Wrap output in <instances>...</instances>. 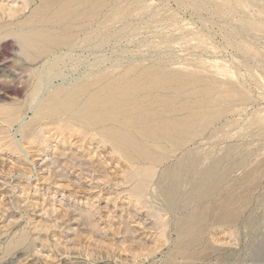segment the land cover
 Listing matches in <instances>:
<instances>
[{
  "label": "rangeland",
  "instance_id": "obj_1",
  "mask_svg": "<svg viewBox=\"0 0 264 264\" xmlns=\"http://www.w3.org/2000/svg\"><path fill=\"white\" fill-rule=\"evenodd\" d=\"M6 1L14 8L23 3L0 0V23L8 19ZM37 2L20 13L22 19ZM232 4L105 0L100 17L118 11L119 19L100 32V38L51 50L45 57H30L13 32L0 30V112L2 106L9 108L0 115V264H264V0ZM87 29L99 32L98 22ZM133 65L128 75L119 76ZM101 71L116 76L121 87L130 81L137 84L134 103L120 107L114 122L122 125L126 117L134 118L124 129L131 130L126 135L132 136L134 153L98 143L91 133L61 125L60 119L32 122L29 106L39 78L44 89L85 83L89 93L95 91L90 87L94 74ZM152 79L158 86L149 85ZM16 109L20 120L36 129L28 142L17 122L11 127L4 122ZM197 111L204 119L194 118ZM152 122L159 125V133ZM165 122H188L191 133L185 137L183 128L168 132ZM155 141L164 153L146 150ZM230 149L234 152L227 157ZM192 157L200 163L181 173L179 192L169 201L162 195L168 188L162 178L170 167ZM209 158L223 160L227 168L221 192L189 203L190 182ZM229 191L237 196L234 219L225 223L206 218L201 239L186 245L185 257L176 255L179 221L216 201L226 202ZM239 196L244 201L241 209Z\"/></svg>",
  "mask_w": 264,
  "mask_h": 264
},
{
  "label": "bare ground",
  "instance_id": "obj_2",
  "mask_svg": "<svg viewBox=\"0 0 264 264\" xmlns=\"http://www.w3.org/2000/svg\"><path fill=\"white\" fill-rule=\"evenodd\" d=\"M17 1H19V0H17ZM17 1H16V3H18ZM34 1L35 0H23V3L21 2V4H19L20 3L19 2L17 4V5H21L18 8L17 7L14 8L15 6L11 7L10 5H8L10 3L6 4L8 2V1H6L4 4L8 5L7 9H6L7 10L6 14H8V19H7V21H4V22L0 23V30L4 31L3 34H6V33L9 34V32H10V34H12V32H13L14 33V37H16L18 39V41L20 42L23 52H25L26 54L31 53L30 57L31 56H37V57L40 56L41 57V55H44V54H46L48 56L47 53L50 52L51 50H54V49H57V48H60V47L71 46L72 44H75L76 42H80L82 44H86V43L90 42L93 39H97V37H99L98 35H99L100 32H103L104 30H106V28H108V25L113 23V21H115V19L116 20L119 19L118 18V16H119L118 14L119 13L117 14L118 11L117 12L116 11L111 12V14H109L108 16L104 15L105 16L104 19L102 17H100V11H99L100 4H102L105 0H38V2L35 5V7L30 11V15L29 16H25L22 19L21 16H20V13H23V11L26 8L30 7L31 4L34 5V3H33ZM221 1L225 2V3L226 2L233 3L232 7H233V5L235 7L238 6L237 5L238 0H221ZM13 3L15 5V2H13ZM2 6H4V5L2 4ZM2 6L0 5L1 9H2ZM125 8H129L130 9V8H133V7L130 6V7H125ZM122 10L124 11V9H122ZM132 10H134V9H132ZM129 11H128L127 14H129ZM136 11L138 12L139 10H136ZM125 12H123V13H125ZM133 14H134V12H133ZM96 21L99 24V32H94V30H92L93 31L92 32L91 29L90 30L87 29L88 25H90V24H92L93 22H96ZM18 24H21V25L18 27V29L16 31H14L12 28L14 26L18 25ZM10 28H11V30H10ZM89 28H90V26H89ZM95 31H97V30H95ZM232 35H234V34H232ZM67 48L69 49V47H67ZM245 51L248 52L247 50H245ZM248 53H250V52H248ZM43 57H45V55ZM32 58L34 59V57H32ZM56 59L58 60L59 57H57ZM50 65H51V63H50ZM53 67L54 66H52V68H50V69L54 70ZM135 68L136 67L133 65V66H128L124 70L122 69L124 72L119 74V76L123 77L125 75H128V72L131 69H135ZM159 71H155V74H156V72H159ZM109 72H111V70H109ZM162 72H164V71H162ZM116 74H118V73H116ZM138 74H140V73H138ZM111 75H112V73H108L106 71L96 72L94 74V78L92 79V81L90 83V87H93L95 91L94 92H89V93L87 91L88 89L86 88L87 85L85 83L76 84V85H74V87H71L70 89H61V87H56V88L53 87L51 89H46V88L44 89V85H42V83H43L42 81H44V80L41 81V79L38 77L39 80H38V82L36 81L37 82L36 88H34V90H35L34 96L31 95L32 97H34V99L32 100V102H31V104L29 106V110L32 112V115H33L32 122H35V121L43 122V120H47V121H52L51 123H53V122H55L53 120L60 119L59 121L62 122L61 125L64 124V125H67L69 127H74V128L76 127V128L80 129L84 133H91L93 135V137H96L98 139V140L95 139V140L99 141L98 143H100V142L109 143L112 147H114L115 150L119 151L120 153L121 152L124 153L126 150L131 151V152H128V153H134L135 150L131 147V144H130V142H132V141H130L132 136L130 137V136L126 135V133H129L131 130H128L129 132H126V133L124 132V129H127L128 125L131 124V122H132V120L134 118L132 116L126 117V120L123 122L122 125L121 124L117 125L114 122H115V119H116V116H117L118 112H120V107L123 106L124 109H125V107H127L129 105V103H134L132 98H133L134 93L137 90V84L134 81H130L129 83L125 84L124 87H121V86L118 85L117 80L114 81V77H116V76L113 75L114 76L113 77ZM149 76L150 75H148V77ZM133 77H135V76H133ZM87 79H84V80H87ZM156 79H157V77H156ZM163 79H165V78H163ZM157 81L158 80L155 81V80L152 79L149 85L150 86H153V85H157L158 86V84L160 82L158 83ZM81 82H83V80H81ZM143 86H145V85H143ZM48 87H49V85H48ZM149 88H151V87H149ZM192 88H194V87H192ZM192 88H190V89H192ZM195 90H197V88ZM85 93H87V94L85 95ZM148 93H149V91H148ZM180 93L183 94V91L180 92ZM180 93H179V95H180ZM184 93H186V92H184ZM82 95H85V98L79 99V97L82 96ZM196 95H197V93H196ZM145 96H147V95H145ZM152 97H153V95H152ZM164 98H166V97H164ZM168 98H170V97H168ZM197 98H196V100H197ZM215 98L216 97H214V99ZM141 99H144V98H141ZM167 100H169V99H167ZM206 102H208V101L206 100ZM136 103H138V102H136ZM147 103H149V102H147ZM200 103L201 102H199L198 104H200ZM142 105H144V104H142ZM195 105H197V104H195ZM184 106H186V105H184ZM208 106H210V105H208ZM211 106H213V105L211 104ZM167 107L168 106H166L165 108H167ZM2 108H3L2 111H4V112L8 111V109H9L8 107H6V110H4V108H5L4 106H2ZM149 108H150V106H149ZM174 108H176V107H174ZM193 108H195V107H193ZM124 109H122V110H124ZM143 109H147V108H143ZM197 109H195V110H197ZM166 110H168V109H166ZM203 110H205V109H203ZM199 111H197V115H195L194 118H196V117L203 118V117H199V115H198ZM4 112H0V115H1V113H3V115H4ZM155 112H157V111H155ZM174 112H175V110H174ZM8 113H6V114H8ZM12 113L13 114H11V118L8 119V117H10V116H7V120L8 121H4L5 123L8 124V125L7 124L6 125L11 127L12 124L17 122L18 123L17 126H19V131H21V134H23L22 138L25 139V141H26V139H30V132H33L31 130H35L36 131V129H30V124L29 123L28 124L23 123V121H22L23 118L20 120V118H21L20 116L21 115L19 113H17V109L14 112H12ZM127 113H129V111ZM157 113H159V112H157ZM159 114H161V113H159ZM192 114H194V113L192 112ZM199 114H201V112ZM125 115H126V113H125ZM168 115H170V114H168ZM172 115H174V114H172ZM179 115H181V114H179ZM220 115H221V113H220ZM133 116H136V115H133ZM185 116H187V115H185ZM182 117H179L180 121H181ZM142 118H144V117H142ZM213 118L214 117H212L211 119L213 120ZM5 119L2 118V120H5ZM160 120H158V122ZM168 120H169V118H168ZM183 120H185V119H183ZM197 120H199V119H197ZM206 120H208V119H206ZM206 120H205V122H206ZM154 121H157V119L155 118ZM202 122H204V121L202 120ZM152 123H154V124H152V127H153L154 131L159 133L160 132V131H158V129H160V128H158L159 125H156L155 122H152ZM162 123H164V122H162ZM168 123H169V121H168ZM9 124H11V125H9ZM165 124H166V122H165ZM165 124H163V125H165ZM139 125H142V124H139ZM205 125H207V124H205ZM134 126H136V125H133V127ZM148 126H150V125L148 124ZM165 126H166L165 129L168 130V132L169 131H175L176 132L178 129L183 128L186 131V133H184L185 137H187V135H190L191 127H192V125L190 127V123H188V122H184V123H182V125L181 124H166ZM205 128H207V127H205ZM142 129H144V128H142ZM183 129H181V130H183ZM146 130H148V129H146ZM149 130H151V128ZM181 130H180L179 134L182 133V132H185V131H181ZM193 130L194 129H192V131ZM196 130L194 131L195 134L198 131V130L197 131ZM168 132L162 133V136L165 137L166 134H168ZM134 133L136 134L137 132L134 131ZM129 134H131V133H129ZM153 134H155V133H153ZM199 134H201V133H199ZM156 135H158V134H156ZM181 136H182V134H181ZM191 136H193V135H191ZM154 137L157 138V136H154ZM177 137H179V135ZM177 137H175V138H177ZM134 138L135 137H133V140H134ZM159 138H157V139H159ZM191 138L193 139L194 137H191ZM136 139H139V137H137ZM140 139H142V138H140ZM150 139H151V137H150ZM150 139H148V140H150ZM160 139H162V138H160ZM170 139L171 138H169L167 140H170ZM37 140H39V139H37ZM142 140H144V139H142ZM142 140L139 141V142L141 143ZM162 140H164V139H162ZM162 140H160V141H162ZM145 141H147V139ZM171 141H173V140H171ZM176 141L179 142V140H176ZM26 142H28V141H26ZM44 142H42V143L45 144ZM156 142L157 141H155V143ZM168 142H170V141H168ZM36 143L37 142L34 139V140H32V142L30 144L33 147L32 144H36ZM133 143H135V142H133ZM143 143H144V141H143ZM155 143L153 144V148H152V146L151 147L149 146L150 148L146 149V150H148V151L151 150L152 153H153L154 150L163 151V150H161V148H162L161 146H163V145H161L160 143H156V144ZM145 144H146V142H145ZM147 144H148V142H147ZM179 144H180V142H179ZM186 144H187V142H186ZM148 145H146V146H148ZM21 146L22 145H19V147H21ZM180 146H182V145H180ZM183 146H185V145H183ZM137 147H139V146H137ZM152 149H154V150L152 151ZM167 149L168 148H166V150ZM176 149H178V148H176ZM139 150H141V148ZM171 151L175 152L174 149L171 150ZM143 152H145V151H143ZM165 152H167V151H165ZM233 152H234V149L228 150L226 152L227 157L232 156ZM156 153H158V152H156ZM163 153H164V151H163ZM136 154L137 153H135L133 155H136ZM126 156H130V155H126ZM147 156H150V155H147ZM123 157H125V156L123 155L122 158ZM159 157L157 159H159ZM164 157H166V156H164ZM134 159H136V158H134ZM154 159L156 160V157ZM129 160H132V159H129ZM126 161H128L127 158H126ZM137 161L139 162L140 160H137ZM144 162H146V161H144ZM153 163H156V162H153ZM198 163H200L199 159L195 158V157H192V158H188V159H186L184 161L179 162L175 166L170 167V169L165 173L164 177L162 178L163 179L162 181H164V183H166V185H168V186H166L168 188H166V190L163 191L162 195L166 199H168L169 201L170 200L173 201L176 198V196H177V191H178L177 184H178V182H179V180L181 178L180 177L181 173L184 172V170H187V169H190V168H194ZM243 163L244 162L242 161L240 164H243ZM140 168H142V167L140 166ZM139 170H142V169H139ZM140 172H142V171H140ZM226 172H227V168L225 166H223V160H220L219 158H209L208 165L206 167H204L202 170H200L195 175L193 180L190 182L191 183V185H190L191 192L189 193L190 195L188 196V202L189 203H195V202H199V201H205V200L209 199L210 197H212L213 195H216L217 192H221L219 190V188L221 187V185H223V182H224V180L226 178ZM131 174H130V176H132ZM130 178H132V177H130ZM136 179L139 180L138 178H136ZM141 180H142L141 182H143L144 179L142 178ZM144 181L146 182L147 179L144 180ZM162 189L163 188H161V190ZM229 193H230V195L228 196V199H226V202H221L220 200L216 201L212 205L210 204V205H208L206 207H203V208H200V209L196 210L195 212L189 213L185 218H183V219H181L179 221L178 226H177L179 242L177 244L178 247L176 249V255H181V256L185 257L186 256V254H185L186 253V245L190 244V243H192V242H194V241H196L198 239H201V238H199V235H200V232H203V231H200V230L204 228L203 225L205 224L206 220L208 221L210 218H212V220L217 221V222H222L223 221L225 223H229V222H231L234 219V217L236 216V212L237 211H235V209L233 208V202H234V199L237 196L234 195V194H231V191H229ZM239 200H240L239 201L240 202L239 203V208L241 209V208L244 207V201L242 200L241 196H239ZM190 205H192V204H190ZM206 218H209V219H206Z\"/></svg>",
  "mask_w": 264,
  "mask_h": 264
}]
</instances>
